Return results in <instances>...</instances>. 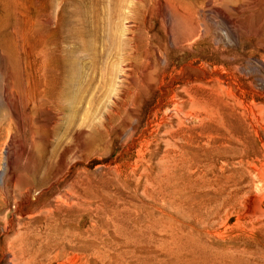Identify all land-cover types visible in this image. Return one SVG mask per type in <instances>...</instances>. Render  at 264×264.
<instances>
[{"label": "rangeland", "instance_id": "374dc122", "mask_svg": "<svg viewBox=\"0 0 264 264\" xmlns=\"http://www.w3.org/2000/svg\"><path fill=\"white\" fill-rule=\"evenodd\" d=\"M52 1L96 29L67 30L48 59L65 81L58 125L50 106L27 117L60 134L64 201L50 223L22 213L21 193L53 178L45 145L0 165V264H41L26 244L48 228L53 264H264V0ZM32 2L0 16L27 19ZM39 45L27 34L17 55ZM11 53L0 44V96Z\"/></svg>", "mask_w": 264, "mask_h": 264}, {"label": "bare ground", "instance_id": "6f19581e", "mask_svg": "<svg viewBox=\"0 0 264 264\" xmlns=\"http://www.w3.org/2000/svg\"><path fill=\"white\" fill-rule=\"evenodd\" d=\"M16 1L0 0L1 3L5 4L4 10L6 14H9V10L12 11L13 8L17 7ZM32 1L35 7V14L27 17V19L15 17L13 20L8 15L0 16V34L7 33L12 36V40L9 39L8 35L7 37L10 41H5L7 39L5 38L0 44L1 46H6L7 42L12 43V46L15 48V54L12 55L11 53V56H8V63L9 65L12 64L15 67L14 69H17V72L14 71L16 72L15 75H17L16 79H12L10 69L6 72L7 83L5 82L6 85L0 96V107L2 104L7 107L6 112H0V148L2 145L8 146L4 161L0 159V165L4 166L3 174H6V171L14 173L13 168L21 163L19 161L30 155L32 144L45 145V159L48 162L49 169L54 172L53 178L49 181L41 179L36 185L23 191L21 193L20 205L22 213L24 209L26 210L25 207H27L26 213L41 215L40 217L45 218L50 223L55 213L60 209L61 205L59 203L62 200L64 201V199L57 196L63 183L61 171L59 170L63 163L62 159H59L62 153L59 154L58 152L62 140L59 132H56L55 127L50 129L49 134L46 133L42 136H40L38 128L33 126V124L30 130L27 129L26 126L32 123L31 119L28 120L27 117L29 110L30 112L31 110H42L45 105L46 107L50 106V111L52 110L51 113H53L51 122L58 125L56 119L58 118L57 113L62 109L61 99L64 95L62 84L65 81H63L62 72L58 73V63L52 68L47 67L48 59L52 57L55 61H60L61 55L57 51L59 52L63 48L61 38L67 33V30H71V33L75 32L77 34V32L92 33L96 29L91 21L82 17L78 11H76V18L70 19L66 11L62 10L58 14L57 11H54L55 5L52 0ZM27 34L40 36V49L32 55L25 52V56L22 58L20 56L22 53L17 55V51L26 48ZM43 84L46 85L47 90L41 89ZM13 127L16 129L14 132L12 131ZM49 136L55 137L54 146L56 151L54 155L58 153V160L55 163H52V153L48 151ZM54 167L55 169L57 168L56 171H53ZM3 179L2 177V185L5 182ZM55 235V229L48 228L43 233L40 241L33 240L30 245L26 244L29 253H31V258L38 260L41 264H53L59 257V253L55 252ZM19 264L21 263L19 262ZM22 264H27V262Z\"/></svg>", "mask_w": 264, "mask_h": 264}]
</instances>
